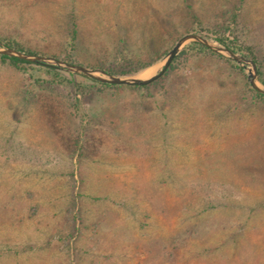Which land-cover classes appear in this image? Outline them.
<instances>
[{
	"label": "rangeland",
	"instance_id": "rangeland-1",
	"mask_svg": "<svg viewBox=\"0 0 264 264\" xmlns=\"http://www.w3.org/2000/svg\"><path fill=\"white\" fill-rule=\"evenodd\" d=\"M190 34L248 48L264 80V0H0V39L122 78ZM31 75L0 63V264H264L245 69L190 51L140 90Z\"/></svg>",
	"mask_w": 264,
	"mask_h": 264
},
{
	"label": "trees",
	"instance_id": "trees-1",
	"mask_svg": "<svg viewBox=\"0 0 264 264\" xmlns=\"http://www.w3.org/2000/svg\"><path fill=\"white\" fill-rule=\"evenodd\" d=\"M71 27H72L71 28V34L73 35V38H75V36H76L75 25H73ZM199 35L202 36L203 38L209 40V41L216 43L217 45H219L221 47H225V48L233 51L236 54H242V56H244L245 58L251 57V55H252V53H250V50L248 48L244 49L240 45H238V44L236 45V43L234 41H232L231 39H229L228 37L216 36V35H204V34H199ZM0 43L3 44L4 46L8 47V48H11V49L16 50V51L21 52V53L40 56L39 54H37L35 52L26 50L23 47V45L17 41H9V40L0 39ZM190 51H192V52L194 51L195 54H200V53L209 54V55L217 58L221 62H223L225 64H229L231 67H233V68L237 69L238 71H241L244 73V69L237 66V64L235 62L228 60V59H225L224 57L213 53L212 51H210L209 49H207L206 47H204L203 45L198 44V43H191V44L187 45V47H185V49H183L175 57L170 69H172L174 67V63L182 55H185L186 52H190ZM246 52H249V53H246ZM252 61L255 63L256 66H258V62L256 61L255 58H252ZM66 62L69 64H72V62H70L68 60H66ZM0 63L3 65H7V66L11 67L12 69H14L20 73H23V74L31 73L32 74L31 76L35 77L36 82L39 85L43 84V83L60 84V85L66 86V87H70L73 90L77 91L78 93H81L84 91L85 85L83 82H90L94 86H99V87H102L104 89H108L111 91H114V90L117 91V90H121L123 88L140 90V89H146L149 87V86L137 87V86H118V85L102 84V83H99L95 80L89 79V78L81 76V75H77L75 77L72 74L66 73V72L61 71L57 68L42 65L39 63H32V62H28L25 60L13 58V57H8V56H4V55H0ZM101 69L104 72L109 73V74L114 75V76H125V75H127V73L113 72V71L106 70L104 68H101ZM257 73H258V77H259L261 84L264 85V80L260 78L261 71L258 68H257ZM158 81L159 80H157L156 82H154L152 84H156ZM245 88H246V90L248 89V91L253 95V97L255 99H257V101H264V96L257 93L250 86V84L248 83L247 80H246Z\"/></svg>",
	"mask_w": 264,
	"mask_h": 264
},
{
	"label": "water",
	"instance_id": "water-1",
	"mask_svg": "<svg viewBox=\"0 0 264 264\" xmlns=\"http://www.w3.org/2000/svg\"><path fill=\"white\" fill-rule=\"evenodd\" d=\"M190 43H198L212 51L213 53L224 57L225 59L235 62L239 67L244 68L247 71V80L250 86L259 94L264 96V85L258 79L257 66L255 63L233 51L221 47L212 41H209L197 34H190L181 38L173 49L160 61L153 74L148 78H127L118 77L106 73L99 69L86 68L78 65L69 64L65 61L52 58L29 55L18 52L11 48H8L0 43V55L13 57L21 60H25L32 63H39L42 65L57 68L66 73H70L73 76L81 75L89 79L95 80L102 84L118 85V86H137L144 87L149 86L164 76V74L170 69L175 57L181 52L183 47Z\"/></svg>",
	"mask_w": 264,
	"mask_h": 264
}]
</instances>
